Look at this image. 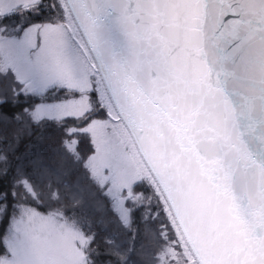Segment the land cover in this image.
<instances>
[{
  "label": "snow or ice",
  "instance_id": "snow-or-ice-1",
  "mask_svg": "<svg viewBox=\"0 0 264 264\" xmlns=\"http://www.w3.org/2000/svg\"><path fill=\"white\" fill-rule=\"evenodd\" d=\"M0 77V106L40 98L0 123L55 124L76 162L91 138L101 207L133 238L156 226L151 264H264V0H0ZM46 196L22 176L0 192V264H130Z\"/></svg>",
  "mask_w": 264,
  "mask_h": 264
},
{
  "label": "trees",
  "instance_id": "trees-1",
  "mask_svg": "<svg viewBox=\"0 0 264 264\" xmlns=\"http://www.w3.org/2000/svg\"><path fill=\"white\" fill-rule=\"evenodd\" d=\"M34 21H39L34 19ZM39 97L25 99L21 97L15 104L9 103L0 106V112H6L11 116L14 112L39 103ZM19 131V138L16 133ZM0 154L7 156L6 163L0 162V167L7 169V176L0 175V192H12L14 182L18 177L30 179L33 183L40 184L47 192V184L51 182L59 189L61 200L59 202L49 200L36 205L42 212L54 208H61L67 215L79 218H87L94 223L98 233V250L109 251L103 240L113 237L115 244L122 250L131 249L129 254L130 264H151L152 256L156 251L154 242L155 225L145 226L140 224L139 231L133 238L132 233L122 229L111 212L105 211L101 205H106L101 191L94 185L83 166V160L89 157L94 148L89 136L81 134L78 149L81 162H76L61 147L64 139L63 131L55 124H48L42 128L32 127L28 129L23 123L10 121L0 123ZM47 170V172L45 171ZM74 185L81 190L77 192ZM18 199H23L22 193ZM47 199V196L45 197ZM9 204H14L9 196ZM12 209L9 208L11 213ZM139 213L137 216L139 217ZM103 220L104 223H98ZM9 217L0 216V238L7 231ZM97 264H116L114 258L108 255L95 257Z\"/></svg>",
  "mask_w": 264,
  "mask_h": 264
},
{
  "label": "rangeland",
  "instance_id": "rangeland-1",
  "mask_svg": "<svg viewBox=\"0 0 264 264\" xmlns=\"http://www.w3.org/2000/svg\"><path fill=\"white\" fill-rule=\"evenodd\" d=\"M34 22H39V21H34ZM12 81L6 80L3 77H0V93H8L10 95V87H11ZM91 139V138H90ZM93 145V144H92ZM94 148V145H93ZM93 154V153H92ZM91 154V155H92ZM88 175V174H87ZM89 177V176H88ZM74 188L76 189L75 185ZM76 191L81 192L79 188L76 189ZM45 202H49V199H45Z\"/></svg>",
  "mask_w": 264,
  "mask_h": 264
}]
</instances>
